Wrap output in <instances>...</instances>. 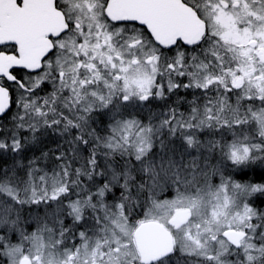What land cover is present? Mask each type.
Listing matches in <instances>:
<instances>
[{"label": "snow or ice", "instance_id": "6c2138e0", "mask_svg": "<svg viewBox=\"0 0 264 264\" xmlns=\"http://www.w3.org/2000/svg\"><path fill=\"white\" fill-rule=\"evenodd\" d=\"M0 264H264V0H0Z\"/></svg>", "mask_w": 264, "mask_h": 264}]
</instances>
